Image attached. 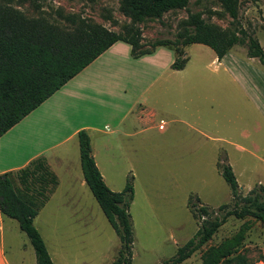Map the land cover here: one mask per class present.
I'll return each instance as SVG.
<instances>
[{"label": "crops", "instance_id": "obj_1", "mask_svg": "<svg viewBox=\"0 0 264 264\" xmlns=\"http://www.w3.org/2000/svg\"><path fill=\"white\" fill-rule=\"evenodd\" d=\"M239 44L218 58L209 45L192 42L185 65L174 68L169 46L134 57L128 42L114 41L0 136V173L42 157L58 180L47 201L61 187L71 195L66 200H75L76 186L87 185L81 128L90 135L104 181L109 166L130 170L154 162L169 168L167 153L180 170L211 169L221 145L238 154L242 168L247 155L264 162V83L254 76L258 68L251 61L258 57ZM7 216L0 210V264H10L4 248Z\"/></svg>", "mask_w": 264, "mask_h": 264}, {"label": "rangeland", "instance_id": "obj_2", "mask_svg": "<svg viewBox=\"0 0 264 264\" xmlns=\"http://www.w3.org/2000/svg\"><path fill=\"white\" fill-rule=\"evenodd\" d=\"M2 8H10L13 18L28 26L41 21L61 27L68 25L57 10L79 14L107 29L121 30L123 24L131 22L121 11L119 0H0L1 12ZM191 10H200L205 20L222 28L228 27L232 19L220 0H189L186 7L170 8L160 17L145 19L140 24L143 41L174 37ZM238 21L246 30L245 37L257 38L264 48V0H240ZM192 46L195 45L186 46L188 55ZM251 62L258 68L255 80L264 83V63L258 58ZM159 118L164 122L167 119ZM173 140V136L166 139L167 150H171ZM171 154H166L164 166L172 165L165 169L154 162L137 163L130 170L111 166L104 169L106 184L113 190H121L127 176L132 175L134 195L129 205L132 264H159L195 233L199 223L189 210L190 194L209 206L226 201L233 205L229 185L218 168L220 155H226L230 164V159L238 162L235 169L231 166L239 186L243 187L241 194L249 193L253 185L260 183L259 175L264 177L263 161L247 155L242 168L238 154L226 145L219 147L216 165L211 169L180 170L171 161ZM119 164L120 161L115 165ZM83 187L76 186L75 200L70 201L65 198L71 195L61 187L34 217L54 264H112L117 257L119 237L89 187ZM5 219L4 248L9 263L37 264L33 246L17 220L8 216ZM177 264H264V219L249 212L228 215L206 243Z\"/></svg>", "mask_w": 264, "mask_h": 264}, {"label": "trees", "instance_id": "obj_3", "mask_svg": "<svg viewBox=\"0 0 264 264\" xmlns=\"http://www.w3.org/2000/svg\"><path fill=\"white\" fill-rule=\"evenodd\" d=\"M231 16L230 25L222 28L205 20L200 10H191L181 30L174 37L161 36L149 43L143 41L141 23L149 17H160L164 10L186 7L189 0H119L120 9L131 18L123 29H107L79 14L57 10L68 25L57 26L44 21L27 25L11 15L10 8L0 11V136L43 100L77 74L116 40L130 44L136 57L166 45L175 52L171 67L182 68L187 59L186 46L192 42L209 45L218 58L235 43L245 44L249 56L264 63V48L257 38L245 37L238 21L240 0H220ZM13 13V12H12ZM80 162L84 179L107 220L117 233L120 246L112 264H132L133 226L129 205L134 189L128 175L121 190L111 189L95 162L90 135L78 130ZM219 171L230 188V202L209 206L190 194L188 206L199 223L195 233L175 253L159 264H177L206 243L230 214L252 213L264 219V185H253L249 193L241 187L226 155H220ZM57 176L45 159L38 157L17 170L0 173V210L18 221L33 246L37 264H54L45 241L34 224V217L56 186Z\"/></svg>", "mask_w": 264, "mask_h": 264}, {"label": "built area", "instance_id": "obj_4", "mask_svg": "<svg viewBox=\"0 0 264 264\" xmlns=\"http://www.w3.org/2000/svg\"><path fill=\"white\" fill-rule=\"evenodd\" d=\"M160 127H162V124H159Z\"/></svg>", "mask_w": 264, "mask_h": 264}]
</instances>
